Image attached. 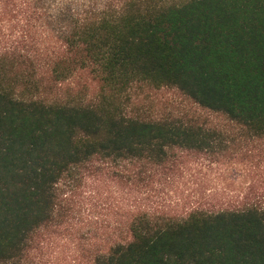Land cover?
<instances>
[{
	"label": "trees",
	"instance_id": "obj_1",
	"mask_svg": "<svg viewBox=\"0 0 264 264\" xmlns=\"http://www.w3.org/2000/svg\"><path fill=\"white\" fill-rule=\"evenodd\" d=\"M76 77L92 92L66 94ZM141 84L209 115L132 114ZM185 155L251 163L263 189L175 213L153 182ZM94 162L146 197L88 264H264V0H0V264L21 263Z\"/></svg>",
	"mask_w": 264,
	"mask_h": 264
},
{
	"label": "rangeland",
	"instance_id": "obj_2",
	"mask_svg": "<svg viewBox=\"0 0 264 264\" xmlns=\"http://www.w3.org/2000/svg\"><path fill=\"white\" fill-rule=\"evenodd\" d=\"M72 81L75 88L73 92L66 90V94L82 95V79ZM91 90L89 87L86 92ZM128 103L130 113L144 117L190 111L209 115L175 87L138 85L131 90ZM213 121L224 123L219 117ZM182 160L180 168L166 180L159 177L153 182L159 200L164 199L175 213L181 214L195 201L203 207H217L226 204L231 195L263 189L257 184L262 169L257 170L251 163L241 167L226 161V157L211 162L202 155H185ZM115 172V168L94 162L63 181L59 217L35 237L20 264H88V256L107 248L119 234L116 225L127 221L133 196H142L141 192H133L129 183L116 179Z\"/></svg>",
	"mask_w": 264,
	"mask_h": 264
}]
</instances>
